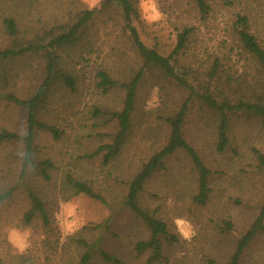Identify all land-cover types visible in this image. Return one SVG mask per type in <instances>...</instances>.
Returning a JSON list of instances; mask_svg holds the SVG:
<instances>
[{
	"label": "rangeland",
	"instance_id": "obj_1",
	"mask_svg": "<svg viewBox=\"0 0 264 264\" xmlns=\"http://www.w3.org/2000/svg\"><path fill=\"white\" fill-rule=\"evenodd\" d=\"M209 12L202 14L194 0H137L133 23L140 38L164 55L173 52L178 34L190 27L186 46L176 55V71L187 81L180 84L156 67L145 68L137 90L130 127L118 153L106 160L107 149L119 130L115 111L123 107L125 90L103 91L97 72L104 69L120 80H129L144 60L125 27L121 12L100 0L97 12L76 44L53 50L56 71L75 79L76 89L55 76L40 104L37 118L60 130L58 138L36 128L35 160L53 163L50 179L32 165L21 178L27 133V110L9 95L32 97L48 73L45 50H28L0 60V130L20 135L0 142V188L15 186L13 195L0 205V259L18 264L44 261L43 249L52 264H74L80 248L69 241L85 226L112 216L105 233L106 248L126 264H227L239 238L250 228L264 200V165L255 150L264 153V120L250 111L229 115V143L217 148L220 114L203 99L211 94L219 103L257 102L264 97V75L258 63L242 48L236 35L238 15H247L251 32L264 46V0H206ZM89 9L84 0H0V50L46 44L58 35L61 25L77 21ZM94 9V8H93ZM13 18L17 34L12 36L5 19ZM186 104L184 137L199 152L210 169L209 197L195 200L197 170L191 157L178 150L147 180L139 196L140 205L164 221L178 240L165 243L160 262L148 263L149 252L137 257L133 246L147 239L150 230L123 205L128 183L142 164L168 141L173 116ZM70 174L92 183L105 201L74 193L67 182ZM28 189L46 204L59 229L57 250L44 246L47 238L39 219L26 224L30 209ZM177 219L187 221L194 235L185 240ZM229 223V224H228ZM96 232V231H95ZM97 233V232H96ZM242 264H264V235L258 234L241 257ZM95 264H102L95 261Z\"/></svg>",
	"mask_w": 264,
	"mask_h": 264
},
{
	"label": "trees",
	"instance_id": "obj_2",
	"mask_svg": "<svg viewBox=\"0 0 264 264\" xmlns=\"http://www.w3.org/2000/svg\"><path fill=\"white\" fill-rule=\"evenodd\" d=\"M136 2L137 0H107L104 5H110L119 9L124 21L125 27L130 32L133 43L139 51L144 60V64L139 71L130 77L129 80H120L114 77L108 71L104 69L97 72L99 78L97 84L103 91H108L114 87H122L125 90V97L123 101V107L120 111H115L114 116L119 123V130L115 136L113 144H104L93 154H99L107 149L105 153L106 160L114 157L124 142L125 136L130 127V117L134 111L137 90L140 80L144 74L145 68L156 67L162 70L166 75L175 78L180 84L188 86L187 81L176 71V55L186 46L189 35L192 32L190 27H185L182 32L178 34V41L175 49L169 55L160 53L157 49L148 46L139 35L137 28L133 23V19L136 15ZM199 11L204 15L209 12V5L206 0H194ZM97 8L85 9L81 12L76 22L68 25H61V32L52 37L46 44H30L27 47L20 49L7 48L0 50V60L12 58L14 56L21 55L28 50H45L47 52L49 63L47 77L42 84L38 87L35 94L32 97L21 99L15 95L10 94L9 99L13 100L16 104L22 105L27 110V133L23 137L25 144L24 161L21 168V178L25 176V170L28 165H32L35 170L44 178L50 179L49 169L53 168V163L50 159L35 160L34 155V136L36 128H44L49 130L55 138L60 135V130L54 126L43 122H40L37 118L38 109L40 104L44 101V98L48 94V91L55 80V76H61L64 79L66 85L71 90L76 89L75 79L63 71H56V59L52 57L53 50L59 49L66 45L76 44L80 40V36L83 31L89 26L92 19L97 12ZM7 31L15 36L17 34V25L13 18L5 19ZM236 35L242 48L249 53L253 60H255L260 66V71L264 75V46L258 41L256 36L251 32L249 26V18L247 15H238L236 22ZM203 99L209 104L212 109L217 111L219 116L218 123V143L217 148L220 151L225 150L229 143V127L230 120L229 115L238 110L250 111L254 114L260 115L264 120V97L262 101L246 102L239 101L234 104L226 102L219 103L211 94H203ZM186 116V104L177 111L173 116L167 117V122L170 125V134L167 143L158 151L154 152L149 159L142 164L139 172L128 183L127 192L123 199V205L129 208L138 218L150 230V235L147 239L138 240L133 246L137 257L149 252L147 259L148 263H156L162 261L165 258L164 249L165 243H173L178 240L177 235L172 232L168 225L161 219L156 218L145 210L139 203V196L144 189L147 180L154 174V172L164 165V161L178 150H184L192 159L194 166L197 170V189L198 192L195 195V200L200 204L206 202L209 197V177L210 169L204 164L199 152L195 147L184 137L183 124ZM20 135L14 131L7 129L0 130V142H8L14 139H19ZM258 160L261 165H264V153L259 150H255ZM67 182L74 189V193H84L91 197L97 198L101 201H105L100 193L96 192L89 181L80 180L70 174L67 175ZM15 186L1 187L0 188V205L9 199L14 193ZM28 197L31 202L30 209L23 215V220L26 224H32L36 219H39L43 226L47 238L44 240V246L53 251L57 250L59 242V229L55 225L53 216L46 208L45 201L32 189H28ZM112 216H109L102 222L94 224L93 226H85L84 230L87 232H78L72 235L69 239L71 243H74L80 248L78 260L74 264H95V261H99L102 264H126V260L116 253L109 251L106 248L105 233L111 228ZM229 224V223H228ZM97 233H96V232ZM264 235V200L261 205L259 214L255 218L250 228L239 238L234 253L230 257L227 264H242L241 257L253 240L258 235ZM44 261H40L39 264H52V259L47 253L46 249H43ZM21 256L18 264H27L28 259ZM0 264L6 263L4 259H0Z\"/></svg>",
	"mask_w": 264,
	"mask_h": 264
},
{
	"label": "clouds",
	"instance_id": "obj_3",
	"mask_svg": "<svg viewBox=\"0 0 264 264\" xmlns=\"http://www.w3.org/2000/svg\"><path fill=\"white\" fill-rule=\"evenodd\" d=\"M84 2L87 4L89 10H91L100 3V0H84ZM175 223L179 225V232L183 239L191 240L194 235V231L192 230L190 224L184 219H177Z\"/></svg>",
	"mask_w": 264,
	"mask_h": 264
}]
</instances>
